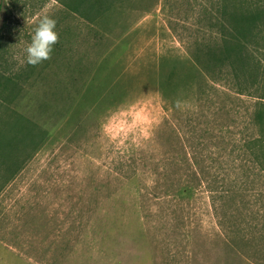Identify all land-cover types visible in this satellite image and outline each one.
<instances>
[{"label": "rangeland", "instance_id": "374dc122", "mask_svg": "<svg viewBox=\"0 0 264 264\" xmlns=\"http://www.w3.org/2000/svg\"><path fill=\"white\" fill-rule=\"evenodd\" d=\"M0 264H264V0H0Z\"/></svg>", "mask_w": 264, "mask_h": 264}, {"label": "clouds", "instance_id": "9594fccd", "mask_svg": "<svg viewBox=\"0 0 264 264\" xmlns=\"http://www.w3.org/2000/svg\"><path fill=\"white\" fill-rule=\"evenodd\" d=\"M59 39L57 21L47 14L43 15L32 34L31 42L25 49L27 63L36 66L51 59L54 46Z\"/></svg>", "mask_w": 264, "mask_h": 264}, {"label": "trees", "instance_id": "16d2710c", "mask_svg": "<svg viewBox=\"0 0 264 264\" xmlns=\"http://www.w3.org/2000/svg\"><path fill=\"white\" fill-rule=\"evenodd\" d=\"M227 44H230V46H232V44L234 43V41L233 40H231L230 38H227ZM211 54V57H213L212 59H215V54H214V52H212V53H210ZM194 59H195V61H196V63H198L199 65H201L202 64V58H201V56H199V55H194ZM226 59H228V58H226ZM168 122V119L165 121V124Z\"/></svg>", "mask_w": 264, "mask_h": 264}]
</instances>
